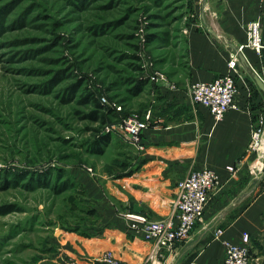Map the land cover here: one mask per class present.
Returning <instances> with one entry per match:
<instances>
[{
	"label": "rangeland",
	"instance_id": "rangeland-1",
	"mask_svg": "<svg viewBox=\"0 0 264 264\" xmlns=\"http://www.w3.org/2000/svg\"><path fill=\"white\" fill-rule=\"evenodd\" d=\"M191 2L0 0V264L69 257L61 241L100 223L99 191L120 208L109 190L139 153L113 133L93 149L117 114L145 117Z\"/></svg>",
	"mask_w": 264,
	"mask_h": 264
},
{
	"label": "crops",
	"instance_id": "crops-1",
	"mask_svg": "<svg viewBox=\"0 0 264 264\" xmlns=\"http://www.w3.org/2000/svg\"><path fill=\"white\" fill-rule=\"evenodd\" d=\"M191 6L177 32V60L164 67L167 80L145 84L149 99L141 115L151 111L157 123L143 132L145 148H135L139 154L122 168L119 187L109 190L120 208L100 191L94 194L102 207L100 223L90 237L63 239L70 256L63 254L55 264H105L100 258L106 251L127 264H223L226 242L242 244L245 233L252 264H264V175L251 172L254 154H249L254 128L264 118V92L239 61L236 108L222 121L216 123L209 109L191 98L193 82L229 72L230 59L247 41L248 23L260 20L264 38V0H192ZM242 52L264 79V54L250 47ZM203 168L215 170L219 183L202 218L187 240L150 259L152 243L130 229L125 214L153 220L168 216L179 180Z\"/></svg>",
	"mask_w": 264,
	"mask_h": 264
},
{
	"label": "built area",
	"instance_id": "built-area-1",
	"mask_svg": "<svg viewBox=\"0 0 264 264\" xmlns=\"http://www.w3.org/2000/svg\"><path fill=\"white\" fill-rule=\"evenodd\" d=\"M245 47L253 48L263 58L264 38L260 20L248 23L247 41L238 49L243 51ZM238 65V55H234L229 61L228 73L212 81H196L191 84L193 102L207 107L216 123L222 121L229 110L236 108ZM151 80L165 82L167 77L164 73L157 71L151 76ZM118 110H122V107L119 106ZM156 123L151 111H148L145 117L131 114L107 126L106 134L120 135L135 148L144 150L142 134ZM249 152V154H254V157L258 155L251 165V172L256 176L264 174V118L260 119L254 128ZM229 169L234 170L233 167ZM218 183L219 177L215 170L195 169L179 180L176 186L173 211L168 216L153 220L143 214H125L130 222V229L142 233L143 238L152 243L150 259H158L164 251L170 250L178 242L190 237L193 228L205 212L211 190ZM221 233L222 231L219 230L218 234ZM243 241L242 244L226 242V257L223 264H252L248 233L244 234ZM101 260L105 264H127L115 258L111 251L103 254Z\"/></svg>",
	"mask_w": 264,
	"mask_h": 264
},
{
	"label": "water",
	"instance_id": "water-1",
	"mask_svg": "<svg viewBox=\"0 0 264 264\" xmlns=\"http://www.w3.org/2000/svg\"><path fill=\"white\" fill-rule=\"evenodd\" d=\"M238 58L240 64L244 67V69L249 73V75L256 81L258 87L264 92V79L256 72V70L251 66L248 62L246 56L239 49L237 50Z\"/></svg>",
	"mask_w": 264,
	"mask_h": 264
},
{
	"label": "trees",
	"instance_id": "trees-1",
	"mask_svg": "<svg viewBox=\"0 0 264 264\" xmlns=\"http://www.w3.org/2000/svg\"><path fill=\"white\" fill-rule=\"evenodd\" d=\"M146 83V82H145ZM95 102H96V104H97V106H100V104H99V102L95 99ZM98 111L96 110V111H93L89 116H91L92 118H94V119H99V115H98ZM119 113V112H118ZM128 116V115H127ZM116 119L117 118H121V117H125V116H120L119 114H117L116 116ZM111 138H112V134H106V135H103L102 136V138L100 139V140H98V142L96 143V145H97V147L98 148H94L93 150L95 151V152H97V151H102V149L101 148H99V146L98 145H103V144H108L109 143V141L111 140ZM74 199V197H70V200L72 201Z\"/></svg>",
	"mask_w": 264,
	"mask_h": 264
},
{
	"label": "bare ground",
	"instance_id": "bare-ground-1",
	"mask_svg": "<svg viewBox=\"0 0 264 264\" xmlns=\"http://www.w3.org/2000/svg\"><path fill=\"white\" fill-rule=\"evenodd\" d=\"M261 150L263 151V148Z\"/></svg>",
	"mask_w": 264,
	"mask_h": 264
}]
</instances>
